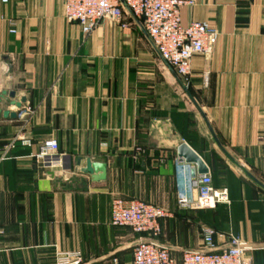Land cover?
I'll use <instances>...</instances> for the list:
<instances>
[{
  "label": "crops",
  "instance_id": "crops-1",
  "mask_svg": "<svg viewBox=\"0 0 264 264\" xmlns=\"http://www.w3.org/2000/svg\"><path fill=\"white\" fill-rule=\"evenodd\" d=\"M181 21L218 32L184 81L125 10L85 34L60 0L0 2V264H56L65 252L79 264H132L150 238L111 225L116 197L169 211L155 241L178 264L204 226L217 250L231 234L250 264H264V0H196ZM50 138L56 153L37 159ZM181 143L228 202L178 207L196 197ZM87 159L106 164L104 180L81 172Z\"/></svg>",
  "mask_w": 264,
  "mask_h": 264
},
{
  "label": "built area",
  "instance_id": "built-area-1",
  "mask_svg": "<svg viewBox=\"0 0 264 264\" xmlns=\"http://www.w3.org/2000/svg\"><path fill=\"white\" fill-rule=\"evenodd\" d=\"M8 0H0L6 3ZM68 22L76 23L83 33H89L101 20L121 23L124 10L137 21L159 58L184 81L190 74L194 56H209L217 43L218 32L204 21L184 25L181 10L193 6L196 0H60ZM13 32V30H11ZM12 147V144L8 146ZM57 151L54 139H46L36 155L44 160ZM189 186L196 197L180 196L182 210H211L219 203L228 202L225 189H215L209 172L194 176ZM168 210L140 199L116 197L111 202L110 223L129 227L136 234H146L150 240L139 238L132 249V264H178L170 250L155 241L161 233L160 220L169 217ZM215 230L202 228L201 245L181 254L180 264H250L246 257L249 249L244 241L229 235L225 248L216 249ZM79 254L58 253L56 264H79Z\"/></svg>",
  "mask_w": 264,
  "mask_h": 264
},
{
  "label": "water",
  "instance_id": "water-1",
  "mask_svg": "<svg viewBox=\"0 0 264 264\" xmlns=\"http://www.w3.org/2000/svg\"><path fill=\"white\" fill-rule=\"evenodd\" d=\"M13 96V94H10ZM24 99L20 102H15L14 105L16 107H20L22 103H24ZM8 114L5 112L4 116L6 117ZM10 117L14 118V114H9ZM177 156L180 160L188 164H192L194 168L191 170V175L194 177L195 173L198 175L204 174L208 172V168L202 161V159L185 143H181L177 148ZM82 173L90 174L92 180L101 181L106 177V164L101 162H94L91 159H87L85 161V165L81 168Z\"/></svg>",
  "mask_w": 264,
  "mask_h": 264
}]
</instances>
